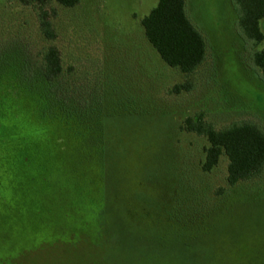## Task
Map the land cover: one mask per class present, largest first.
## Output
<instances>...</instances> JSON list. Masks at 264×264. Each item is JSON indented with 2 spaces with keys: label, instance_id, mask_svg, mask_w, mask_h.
<instances>
[{
  "label": "rangeland",
  "instance_id": "1",
  "mask_svg": "<svg viewBox=\"0 0 264 264\" xmlns=\"http://www.w3.org/2000/svg\"><path fill=\"white\" fill-rule=\"evenodd\" d=\"M156 3L79 0L64 8L49 0L39 10L0 0V60L34 66L56 48L58 84L103 124L109 168L101 245L37 243L51 231L43 235L22 216L0 217V264H264V167L229 187L225 157L203 173L206 140L181 129L201 113L215 129L250 122L264 132V82L251 59L260 46L239 30L233 0H187L206 56L183 74L144 36L140 22ZM41 12L53 41L41 32ZM259 25L264 34V19ZM180 84L189 90L172 92Z\"/></svg>",
  "mask_w": 264,
  "mask_h": 264
},
{
  "label": "trees",
  "instance_id": "2",
  "mask_svg": "<svg viewBox=\"0 0 264 264\" xmlns=\"http://www.w3.org/2000/svg\"><path fill=\"white\" fill-rule=\"evenodd\" d=\"M16 1L39 10L49 2ZM54 1L64 8L79 2ZM186 1L157 0L140 24L146 40L167 66L191 74L205 59L206 43L186 13ZM233 4L239 30L254 46H260L251 59L264 82V34L259 25L264 19V0H233ZM39 23L45 39L53 41L56 35L45 12L40 13ZM2 59L0 217L13 221L11 218L22 216L40 224L43 235L51 231L47 237L40 233L37 243L44 238L101 245L109 173L103 124L88 116L91 112H86L83 101L78 103L67 95V88H60L63 70L56 48L48 47L34 66L18 57ZM189 87L175 85L172 92L178 94ZM181 129L205 138L203 173L211 172L225 157L229 187L251 180L264 167V132L253 123L215 129L198 113L187 117Z\"/></svg>",
  "mask_w": 264,
  "mask_h": 264
}]
</instances>
